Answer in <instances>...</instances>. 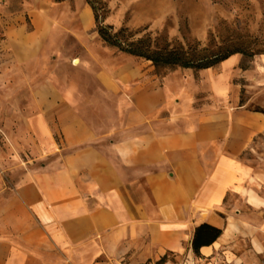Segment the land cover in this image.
I'll return each mask as SVG.
<instances>
[{"label":"crops","instance_id":"1","mask_svg":"<svg viewBox=\"0 0 264 264\" xmlns=\"http://www.w3.org/2000/svg\"><path fill=\"white\" fill-rule=\"evenodd\" d=\"M30 23L0 40V264H264V53L159 75L89 7Z\"/></svg>","mask_w":264,"mask_h":264},{"label":"rangeland","instance_id":"2","mask_svg":"<svg viewBox=\"0 0 264 264\" xmlns=\"http://www.w3.org/2000/svg\"><path fill=\"white\" fill-rule=\"evenodd\" d=\"M46 2L0 0V40H5L7 27L18 29L20 22L23 30L18 32L30 31L31 12L44 8L67 28L89 7L95 30L108 39L103 41L107 47L141 54L159 75L184 69L177 60L205 58L212 64L224 55L240 54L247 64L252 55L264 53V0H50V6ZM13 95L11 91L7 96ZM167 259L179 263L171 255Z\"/></svg>","mask_w":264,"mask_h":264},{"label":"trees","instance_id":"3","mask_svg":"<svg viewBox=\"0 0 264 264\" xmlns=\"http://www.w3.org/2000/svg\"><path fill=\"white\" fill-rule=\"evenodd\" d=\"M98 35H100V37L102 38V40L104 42H107V37L103 34V32L101 31H97ZM128 54H132L135 55L137 57H141L143 58V56L141 54L138 53H133V52H125ZM230 55H224L222 57H220L216 62L210 64V63H206L205 62V58L203 59H196V60H177V62L180 63L181 67H183L184 69H195V70H203V68H208L211 67L215 64H217L220 61H223L224 59L228 58ZM176 56V53L170 55V57L172 59H174V57ZM145 58V57H144ZM148 60H151L153 62H159V59H150V58H146ZM217 57H214L213 60H216ZM176 62V60H175ZM194 65V67H193ZM193 239L191 242V249H193V253L197 256H199V250L201 247H207L210 244H212L213 242H215L220 236H221V230L217 229L211 225H206V224H202L199 225L198 227H196L194 229V233H193ZM167 261V256H164L162 258H160L155 264H164Z\"/></svg>","mask_w":264,"mask_h":264},{"label":"bare ground","instance_id":"4","mask_svg":"<svg viewBox=\"0 0 264 264\" xmlns=\"http://www.w3.org/2000/svg\"><path fill=\"white\" fill-rule=\"evenodd\" d=\"M75 64H77V60H73L72 65H75Z\"/></svg>","mask_w":264,"mask_h":264}]
</instances>
